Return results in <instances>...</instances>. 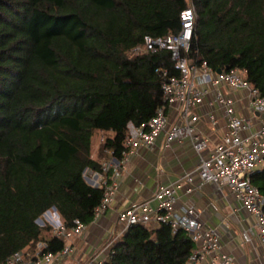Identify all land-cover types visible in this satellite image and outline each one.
Masks as SVG:
<instances>
[{"label": "trees", "instance_id": "1", "mask_svg": "<svg viewBox=\"0 0 264 264\" xmlns=\"http://www.w3.org/2000/svg\"><path fill=\"white\" fill-rule=\"evenodd\" d=\"M190 2V56L244 71L264 95V0H0V264L41 241L63 249L36 223L53 208L69 229L93 223L103 190L86 170L99 171L106 150L119 158L130 125L164 105L157 71L177 74L170 51L137 50L146 36L178 33ZM251 180L264 195V167ZM195 248L169 224L132 225L99 264H189Z\"/></svg>", "mask_w": 264, "mask_h": 264}, {"label": "built area", "instance_id": "2", "mask_svg": "<svg viewBox=\"0 0 264 264\" xmlns=\"http://www.w3.org/2000/svg\"><path fill=\"white\" fill-rule=\"evenodd\" d=\"M180 21L178 33L164 37L146 36L137 50L153 54L170 51L177 74L173 75L168 70L157 71L163 77L164 105L147 123L139 127L130 125L119 158L111 150H106L109 158L103 161L100 170H90L89 175L85 176L90 186L103 190L101 202L94 210L93 222H97L114 204L125 165L133 156L154 149L160 137H163L164 148L176 141L189 140L200 159L196 169L179 178L175 184L160 188L151 200L132 204L120 215V236L132 225L151 228L169 224L175 231L187 232L196 245L189 257V264H237L235 257L224 250L222 235L217 228L206 226L193 207H178V189L184 182L189 185L188 193L197 191L207 183L215 184L219 189L229 188L240 208L254 220L242 232L244 242L252 243L256 236L264 251V195L251 180V176L264 167V95L247 80L244 71L235 68L218 73L205 61L190 56L197 21L193 3L181 12ZM224 87L246 91L249 109L263 119L256 123L253 119L239 116ZM209 95H213L227 123L226 135L213 148L210 139L200 134V117L195 112ZM174 105L178 106V114L171 121L168 111ZM212 122L215 123V120ZM103 141L104 136L100 142ZM204 152H209L208 156H204ZM153 201L158 203L156 209L152 207ZM36 222L42 228L50 227L52 233L64 241L63 249L58 253L44 252L47 243L41 241L32 253L16 252L6 264H77L74 261L76 249L71 240L82 236L87 226L76 219L73 227L67 228L56 208L47 211ZM120 236L108 243L106 250ZM101 255V252L91 255L81 264H99ZM261 264H264V259Z\"/></svg>", "mask_w": 264, "mask_h": 264}, {"label": "crops", "instance_id": "3", "mask_svg": "<svg viewBox=\"0 0 264 264\" xmlns=\"http://www.w3.org/2000/svg\"><path fill=\"white\" fill-rule=\"evenodd\" d=\"M224 91L233 100V108L239 116L253 119L256 123L263 119L249 109L246 91H234L229 87H224ZM195 112L200 117L198 130L203 137L210 139L213 148L227 132L224 113L215 104L213 95H209L203 104L198 105ZM177 114L178 106L174 105L168 111L170 120L174 121ZM162 142L163 137H160L154 149L144 150L141 154L133 156L125 165L114 204L97 222L87 226L79 243L76 240L73 243L76 249L74 261L77 264L84 262L86 257L97 255V248L103 240L120 236V215L132 204L151 200L160 188L175 184L179 178L196 169L200 159L189 140L176 141L166 148L162 147ZM98 147L99 143L93 145L94 157ZM208 154L209 152H204V156ZM89 172L90 169L86 170L85 176L89 175ZM85 181L88 180L85 178ZM188 189L186 182L178 189V207H193L206 226L217 228L222 235L224 250L235 257L237 264H261L264 251L256 236L253 242L248 244L242 237V232L253 224L254 220L240 208L234 193L226 187L219 189L217 185L209 183L193 193H188ZM152 207L156 209L158 203L153 201Z\"/></svg>", "mask_w": 264, "mask_h": 264}, {"label": "rangeland", "instance_id": "4", "mask_svg": "<svg viewBox=\"0 0 264 264\" xmlns=\"http://www.w3.org/2000/svg\"><path fill=\"white\" fill-rule=\"evenodd\" d=\"M191 3V2H190ZM189 3V4H190ZM102 136H103V133L102 134H99V135H97L95 138H94V144L93 145H97L98 143H100V140H101V138H102ZM85 176V175H84ZM226 189L229 191L230 189L229 188H227L226 187ZM231 191V190H230ZM63 221V220H62ZM37 223V222H36ZM38 224V223H37ZM39 225V224H38ZM41 227V226H40ZM44 228V227H43ZM85 233V232H84ZM43 235L44 236H46L47 235V233H43ZM48 236V235H47ZM83 236V235H82ZM82 236H80V237H75V238H73L71 241L74 243V241L76 240V242H80L81 241V237ZM240 237V236H239ZM114 238H115V236H112L110 239H105V240H103L101 243H100V245L98 246V248H97V250L99 251V252H101V260L102 261H104L105 259H106V257H107V254L109 253V248L106 250V246H107V244L108 243H111L112 241H114ZM239 241H240V239H239ZM93 256V255H92ZM90 257V256H89ZM88 257V258H89ZM87 257H86V259L84 260V262L88 259ZM99 259V260H100ZM98 260V261H99ZM101 261V262H102ZM100 262V263H101Z\"/></svg>", "mask_w": 264, "mask_h": 264}, {"label": "water", "instance_id": "5", "mask_svg": "<svg viewBox=\"0 0 264 264\" xmlns=\"http://www.w3.org/2000/svg\"><path fill=\"white\" fill-rule=\"evenodd\" d=\"M221 71H218V73H220Z\"/></svg>", "mask_w": 264, "mask_h": 264}]
</instances>
